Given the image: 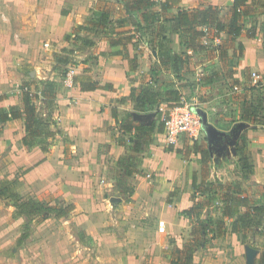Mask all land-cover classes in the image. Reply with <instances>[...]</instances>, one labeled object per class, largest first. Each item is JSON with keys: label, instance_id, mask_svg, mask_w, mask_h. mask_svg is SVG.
<instances>
[{"label": "rangeland", "instance_id": "374dc122", "mask_svg": "<svg viewBox=\"0 0 264 264\" xmlns=\"http://www.w3.org/2000/svg\"><path fill=\"white\" fill-rule=\"evenodd\" d=\"M106 1L99 6L106 7ZM259 1L258 9L264 10V0ZM220 12L225 18L231 15L229 6ZM253 16L241 18L248 31L254 29L257 18ZM76 30L69 32L72 39L75 32L92 29ZM162 37L151 43L166 51L168 63L151 65L149 86L160 93L177 88L180 98L166 102L159 95L154 105L134 111L135 121L154 120L158 127L183 100L203 119L198 138L182 137L167 145L161 130L121 134L112 130V139L101 142V166L88 181L90 177L82 179L66 170L64 163L74 162L61 151L64 136L59 128L46 140L49 149L43 153L24 147L15 125L9 143L16 153L11 157L0 144V183L15 181L11 191L20 200L0 196V264H264V212L254 225L239 232L231 230L233 219H224L218 234L216 222L222 216L225 193L246 196L251 206H264V70L258 71V79L250 70L238 72L243 48L237 46L233 52L236 42L212 30L205 48L194 52H173L171 39L166 34ZM55 45L56 41L41 38L37 55L39 63L46 62L42 69L48 70L50 58L46 57ZM53 53L50 74L57 70L65 77L70 67L79 64L74 56L68 59L67 50L61 54L66 55L64 64ZM40 85L34 75L21 77L16 92L21 95L26 88L35 96ZM36 103L39 112L45 113L40 100ZM250 105V120L260 124L261 132L255 141L246 137V150L238 151L235 145L248 127L240 116ZM129 117L128 112L120 114L121 121ZM2 128L0 122V133ZM244 156L254 167L248 177L241 171ZM41 163L47 166L35 172ZM102 178L105 185L98 184ZM77 179L84 182L79 184ZM68 193L69 200L65 199ZM20 201L33 202L35 210L41 208L27 216L17 209ZM68 204L73 208L55 217L57 209L52 207ZM177 206L182 207L172 217ZM187 209L190 214L182 213Z\"/></svg>", "mask_w": 264, "mask_h": 264}, {"label": "crops", "instance_id": "0c3cea01", "mask_svg": "<svg viewBox=\"0 0 264 264\" xmlns=\"http://www.w3.org/2000/svg\"><path fill=\"white\" fill-rule=\"evenodd\" d=\"M102 1L0 0V96L2 97L0 109L19 107L20 94L16 89L21 77L36 76L42 86L37 88L36 97L32 95L37 114L50 123L54 134H58L57 128L62 131L64 138L61 151L67 153V158L74 162L64 163L66 170L76 177L81 175L82 179L90 177L88 181L93 179L91 176L95 173L94 170L101 166L99 158L103 153L101 142L112 139V130H116L118 134L125 132L120 129V122H124L120 120V114L128 112L131 119L134 118V121L136 119L134 111L137 110L133 108L131 88L151 87L149 69L153 63L157 62L160 65L159 56L162 50L158 44L151 43L152 39L166 34L171 39L170 47L173 52H194L182 43L179 32L172 31L175 21L171 18L180 10L190 11L216 6L219 9L220 19L227 24L231 15L228 18L222 17L220 11L228 6L230 9L233 2V0H174L171 8L160 11L158 1L163 0H155L151 9L157 12L158 20L146 29L143 24L140 28L135 25L140 15L133 14L127 9L128 0H107L105 2L107 6L100 7ZM259 2V0H247L243 5L242 9L246 14H242L241 18L254 15L253 17L257 18L253 23L255 29L248 31V28L242 25L243 30L235 39L228 35L226 30L216 32L211 27H200L205 31V35L201 37L204 44H208L207 37L212 30L220 34V38L228 37L230 41L236 42L232 47L233 52L237 46L242 45L243 50L238 57L237 70L238 72L250 70L251 75L254 72L259 75L258 71L264 70L262 32L264 10L258 9ZM102 14L104 18L100 17ZM84 26H89L92 30H81L82 35L75 32L72 39L69 32H73L76 28L80 31ZM129 35L133 37L130 42L110 44V40H124ZM77 36L88 39L91 44L78 40ZM41 38L56 41L52 53L55 52L53 57L59 64H64V60H67L66 55H61L66 50L68 59L71 56L76 60L79 59V64L73 67L74 75L71 83H67L66 75L61 76L57 70L54 74L48 72L53 62L52 53L46 57L50 58L46 67L48 70L41 68L46 64V62H38L40 59L37 53ZM72 50L74 55L71 53ZM25 65L29 66L28 70H23ZM239 77L237 80L242 82L243 77ZM78 79H89L93 83V88L82 89ZM36 100H40L41 107H45V113L39 112ZM114 113L118 122L113 116ZM241 119L248 124L246 137L255 141L254 138L261 132V129H257L260 124L251 122L250 118ZM15 125H18L17 130L14 128ZM2 126L0 144H3L1 146L4 152L12 157L16 152L12 149L9 138L14 135L15 130L17 138H22L23 120H8L3 122ZM160 133L163 135L161 131ZM38 150L43 152L39 148ZM46 166L45 163H41L39 167H35V172L38 168ZM104 181L105 179L102 178L98 184L105 185ZM76 182L81 184L84 181L77 179ZM70 197L72 196L68 193L65 199L69 200ZM181 207L177 206L176 210ZM177 213L178 210L171 216L175 217ZM159 248L163 247L158 246Z\"/></svg>", "mask_w": 264, "mask_h": 264}, {"label": "trees", "instance_id": "16d2710c", "mask_svg": "<svg viewBox=\"0 0 264 264\" xmlns=\"http://www.w3.org/2000/svg\"><path fill=\"white\" fill-rule=\"evenodd\" d=\"M247 0H233L231 9V17L229 22L223 23L220 19L219 9L214 6H207L201 9L196 10H180L171 20L175 21L172 31L179 32L180 34L189 33L190 37L184 38L181 36L182 43L192 50L196 51L198 49L205 48L204 43L201 41V37L205 35V31L200 29V27H211L215 29L216 32H221L226 30L228 35L233 39L237 38L242 30L243 26L241 24V15L246 14L243 11V5ZM175 1L174 0H163L158 1L160 6V11H165L168 8H171ZM155 0H128L127 9L130 10L133 14L139 13L140 19H137L135 25L137 28L141 27L143 24L144 28H149L151 24L155 23L157 18V12H154L153 8ZM103 17V14L100 15ZM104 18V17H103ZM166 19V18H165ZM101 20V19H100ZM168 20V19H166ZM170 20V19H169ZM255 29V27H254ZM263 36H264V25H263ZM252 34V33H251ZM254 34V32H253ZM78 40L83 41L84 43L91 44V41L88 39L77 37ZM132 36L129 35L125 37L124 40L116 39L110 40V44H123L130 42ZM198 42V43H197ZM242 48V45H239ZM264 49V47H263ZM160 65L166 66L168 63V54L165 50H161L159 56ZM173 67H177L174 63ZM82 89H92L93 83L89 79L79 80ZM164 97V100L167 102L178 101L179 91L177 89H166L162 93L155 91L151 87H140V88H131L130 97L133 100V108L137 111H143L147 106L154 105L158 101L159 95ZM2 97L0 96V99ZM20 106L19 107H10L9 109H0V122H6L8 120L22 119L24 135L21 138V144L28 148L32 149L38 147L41 151L46 152L49 149V143L46 141L49 137L54 135V132L51 129L50 123L39 116L36 111V106L33 101L32 94L26 88H23L20 95ZM251 113V105L244 109L242 113V118L248 119ZM116 122H118L117 115L113 114ZM157 128V130H163V122L160 123V126L155 125V121H151L149 124L139 123L134 121L130 117L124 122H120V129L130 132V131H147L152 132ZM246 134H242L235 145L236 150L245 151L246 150ZM241 171L244 177H248L254 172L253 165L249 162L246 156L241 158ZM15 183L6 182L4 186L0 183V196H10L16 200H20V197L17 193L11 191V186ZM240 191L239 189L237 190ZM223 206H222V216L216 222L218 223V234H221V227L224 224V219H233L231 222V230L233 232H239L243 229H246L250 224H255L260 215L264 212V206L262 205H249L248 198L246 196L237 195L235 193L229 194L225 193L221 195ZM34 203L30 201H20L17 206L19 213H25L27 216L32 212H35L41 207H37L35 210ZM240 205L243 208H246L245 211H241ZM54 205L52 209H57L55 211V217H62L68 211L73 208L72 204H68L65 207H59ZM183 213L190 214L191 212L187 209L182 211ZM252 221V222H251ZM193 234V233H192Z\"/></svg>", "mask_w": 264, "mask_h": 264}, {"label": "built area", "instance_id": "2783aa9c", "mask_svg": "<svg viewBox=\"0 0 264 264\" xmlns=\"http://www.w3.org/2000/svg\"><path fill=\"white\" fill-rule=\"evenodd\" d=\"M47 45V44H46ZM74 69L69 68L66 72V82L71 83ZM254 78H258L257 73H252ZM163 135L167 145L176 144L181 137L197 139L203 129V119L196 109L190 107L185 101L174 106L163 118ZM163 226L164 221L159 222Z\"/></svg>", "mask_w": 264, "mask_h": 264}]
</instances>
